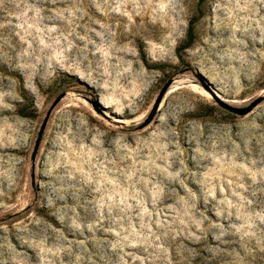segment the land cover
Returning a JSON list of instances; mask_svg holds the SVG:
<instances>
[{"label":"rangeland","instance_id":"rangeland-1","mask_svg":"<svg viewBox=\"0 0 264 264\" xmlns=\"http://www.w3.org/2000/svg\"><path fill=\"white\" fill-rule=\"evenodd\" d=\"M0 264H264V0H0Z\"/></svg>","mask_w":264,"mask_h":264},{"label":"water","instance_id":"water-1","mask_svg":"<svg viewBox=\"0 0 264 264\" xmlns=\"http://www.w3.org/2000/svg\"><path fill=\"white\" fill-rule=\"evenodd\" d=\"M167 85H168V83L166 85H164V87H163V89L161 91L160 96L165 91ZM64 94H65L64 92L60 93L52 101V103L49 106L48 110L46 111L45 116L43 117V120H42V122L40 124V127L38 129L37 136H36V139H35V142H34V146H33L32 152H31V156H30V159H31V168H32L31 177H33V170H34V162H35L36 153H37V150H38V147H39V144H40V141H41V138H42V135H43V132H44L46 123L48 121L49 115H50L52 109L55 107V105L64 96ZM214 100L216 101V103L220 107H222V108H224V109H226V110H228V111H230V112H232L234 114H238V115H244V114H246L247 112H249L260 101V99H257V100L253 101L251 104H249L247 106L237 107V106H233V105L229 104L228 102H226L225 100L219 98L216 95L214 96Z\"/></svg>","mask_w":264,"mask_h":264},{"label":"trees","instance_id":"trees-1","mask_svg":"<svg viewBox=\"0 0 264 264\" xmlns=\"http://www.w3.org/2000/svg\"><path fill=\"white\" fill-rule=\"evenodd\" d=\"M191 27V26H190ZM191 37H190V35L188 36V40L190 39ZM188 42V41H187Z\"/></svg>","mask_w":264,"mask_h":264}]
</instances>
